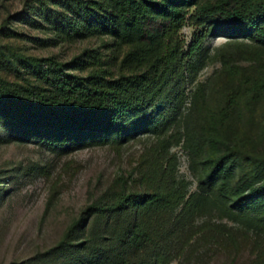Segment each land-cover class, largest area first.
<instances>
[{
	"label": "trees",
	"instance_id": "16d2710c",
	"mask_svg": "<svg viewBox=\"0 0 264 264\" xmlns=\"http://www.w3.org/2000/svg\"><path fill=\"white\" fill-rule=\"evenodd\" d=\"M16 21L48 29L42 39L53 44L108 35L113 55L26 53L4 40L25 33ZM185 25L195 28L188 44ZM222 34L212 83L189 93L194 58ZM0 53L18 72L0 73V145L54 152L151 138L132 171L116 173L54 244L21 264H170L199 235L224 236L239 253L240 232L261 239L249 264H264V0H24L0 24ZM7 169L0 197L20 166Z\"/></svg>",
	"mask_w": 264,
	"mask_h": 264
},
{
	"label": "rangeland",
	"instance_id": "374dc122",
	"mask_svg": "<svg viewBox=\"0 0 264 264\" xmlns=\"http://www.w3.org/2000/svg\"><path fill=\"white\" fill-rule=\"evenodd\" d=\"M23 3L24 0H0V24L7 15L20 10ZM15 25L25 33L20 37H5L4 40H9L26 53L55 54L63 60H70L86 48L99 47L104 57L113 55L111 46L106 43L112 42L108 35L53 44L49 39H42L53 36L48 29L19 21ZM194 30L190 25L182 28L186 44L193 38ZM226 40L224 34L207 36L206 49L194 58L196 78L194 81L188 79L186 83L189 93L220 68L221 61L215 54ZM5 57L0 53V58ZM6 62V59L0 62V73L14 78L18 72L12 63ZM113 68L120 70L119 62ZM190 105L191 96L184 104L185 109ZM150 143V135L144 133L127 138L121 147L98 144L53 152L33 142L11 141L0 145V178L12 175L6 172L9 166H20L16 177L1 183L2 188H8V191L0 197V264H21L54 244L83 207L101 193L108 182H114L116 173L124 170L128 174L133 170L137 158ZM172 150L178 154L180 172L192 179L187 154L180 146H174ZM237 238L242 250L239 253L224 236L199 235L187 247L185 254L170 264H228L234 256L237 257L234 264H249L261 249L262 241L257 236L241 232Z\"/></svg>",
	"mask_w": 264,
	"mask_h": 264
}]
</instances>
